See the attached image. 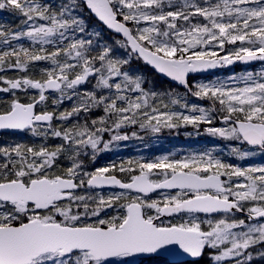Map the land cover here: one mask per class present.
<instances>
[{"label": "snow or ice", "instance_id": "obj_1", "mask_svg": "<svg viewBox=\"0 0 264 264\" xmlns=\"http://www.w3.org/2000/svg\"><path fill=\"white\" fill-rule=\"evenodd\" d=\"M237 62L260 68L190 77ZM189 126L264 155V0H0V130L39 141H0V264H260L264 164L208 148L89 170Z\"/></svg>", "mask_w": 264, "mask_h": 264}, {"label": "trees", "instance_id": "obj_2", "mask_svg": "<svg viewBox=\"0 0 264 264\" xmlns=\"http://www.w3.org/2000/svg\"><path fill=\"white\" fill-rule=\"evenodd\" d=\"M2 19H8L10 20V17H7L5 14ZM18 23V21H16ZM256 66H246V68H255ZM241 67V65L237 64L233 69H228L221 72H216L211 74L209 77H194L196 80H208V78L212 77H218L222 78L226 76L228 73L231 72H241L242 70L246 69ZM148 79L149 80H155L159 74H154V71L151 70V68L148 66ZM9 76L15 75V71L10 70L8 72ZM163 79V78H162ZM163 86L168 87L169 82L165 79H163ZM174 86V84H172ZM21 96L23 95L20 93ZM6 96L7 94H2ZM194 102L195 98H193ZM202 105H206V101H198ZM97 115H102L103 113L99 110L96 111ZM188 133H191V135H188ZM142 138H132V142L129 143V146L125 150H118V153L121 155H125L129 159H149L154 158L157 155L166 154V153H173L176 154L177 157H180L183 154H189L193 151H200L208 148H216L217 152H219L220 148H225L228 145L227 141H223L219 138H213L208 135H205L201 133L200 135H197L195 130L191 128L190 126L187 128H181L179 130H164L160 134L157 135H144L141 133ZM55 143V141H53ZM139 145L142 147L147 146L146 148V154L144 156H139L136 152V146ZM228 148V147H227ZM121 151V152H120ZM225 156L227 157V162H239L240 159L234 156L228 155V152L224 151ZM125 159V158H124ZM144 264H153V261L149 260L144 262ZM178 264H182V262H179ZM260 264H264V261H261Z\"/></svg>", "mask_w": 264, "mask_h": 264}, {"label": "flooded vegetation", "instance_id": "obj_3", "mask_svg": "<svg viewBox=\"0 0 264 264\" xmlns=\"http://www.w3.org/2000/svg\"><path fill=\"white\" fill-rule=\"evenodd\" d=\"M258 64H260V63H258ZM258 64H256V65H241V64H239V65H241V67H243V68H246V66H257ZM235 65H237V64H235ZM235 65L233 67H231L230 70L233 69L235 67ZM222 71H225V70H222ZM217 72H221V71H217ZM105 139H108V137L106 136ZM0 141H8V142L19 141V142H24V143L33 142V141L39 142L37 140V138L31 137L30 134L13 135V134H11V131H0ZM131 141H132V138H130L129 140H127L125 142H119V146L120 145L128 146ZM119 146H118V148H119ZM232 146H235V142L233 143ZM118 148L115 147V143H114L110 147V149L99 153L97 155V158L95 161L89 160V170H92L95 167L107 166L110 162H113V161L119 163L120 161L129 160V158H127L125 155H121L117 151H115ZM234 163L241 165V166H247L248 164H254V165H257L260 163L264 164V155H261L258 153L255 156H252L250 158H245L244 160H240L239 162H234ZM104 191L105 192L120 191V189L108 188V189H105ZM150 195H152V194H150ZM167 259L169 260V258H167ZM146 261H149V260L145 259L144 262H146Z\"/></svg>", "mask_w": 264, "mask_h": 264}, {"label": "rangeland", "instance_id": "obj_4", "mask_svg": "<svg viewBox=\"0 0 264 264\" xmlns=\"http://www.w3.org/2000/svg\"><path fill=\"white\" fill-rule=\"evenodd\" d=\"M259 68H260V64H258L255 68H246V69H244V70H242L241 72H231V73H228L226 76H224V77H222V78H218L217 76L216 77H212V78H208V80H214V79H219V80H224L225 82H228V78L229 77H232V76H235V75H239V74H241V73H243L244 71H253V72H255V71H257V70H259ZM119 142H125V141H118V142H115V147H117L118 148V146H119ZM132 142V141H131ZM134 145H135V143H133ZM129 146V145H128ZM128 146H124V145H120L119 146V148L117 149V150H115V151H117L118 152V150H125ZM136 146V149H135V152L139 155V156H144L145 154H146V148H147V146H145V147H142V146H139V145H135ZM221 149V148H220ZM220 149H218V150H220ZM120 151V152H121ZM201 151V150H200ZM223 151H225V152H228L229 151V149L227 148V147H223ZM166 154H169V153H166ZM166 154H161V155H166ZM161 155H157V156H161ZM184 155H187V154H183V155H181L180 157H182V156H184ZM156 156V157H157ZM250 157H252V156H249V157H247V158H250ZM155 158V157H154ZM149 159H152V158H149ZM239 159V158H238ZM241 160V159H240ZM260 164H263V163H260Z\"/></svg>", "mask_w": 264, "mask_h": 264}, {"label": "water", "instance_id": "obj_5", "mask_svg": "<svg viewBox=\"0 0 264 264\" xmlns=\"http://www.w3.org/2000/svg\"><path fill=\"white\" fill-rule=\"evenodd\" d=\"M258 63H259V62H251V64H249V65H256V64H258ZM235 64L245 65V64L240 63V62H237V63H235ZM235 64L230 65V66H225V67H218V68H216V69L209 70V72H207V73H193V74H190V77H193V76H194V77H208L210 74L215 73V72H217V71H222V70L230 69V68L233 67ZM149 67H150V66H149ZM163 79H165V80H167V81L169 82V78H163ZM172 84H175V82H172ZM0 131H11V130H0ZM167 258H169L170 261H177V262H182V261H185L186 259H188V258H186V257H179V256H169V257H167Z\"/></svg>", "mask_w": 264, "mask_h": 264}]
</instances>
